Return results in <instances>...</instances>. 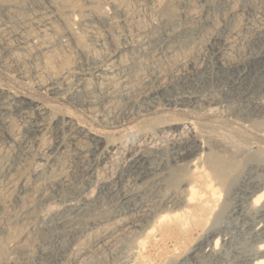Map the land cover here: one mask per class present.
<instances>
[{"label":"rangeland","instance_id":"obj_1","mask_svg":"<svg viewBox=\"0 0 264 264\" xmlns=\"http://www.w3.org/2000/svg\"><path fill=\"white\" fill-rule=\"evenodd\" d=\"M111 1L114 0H0V89L25 104L47 107L56 118H70L72 123H78L115 145L94 171L92 184L76 182L78 193H66L64 204H43L42 196H51L46 186L49 179L58 176L73 179L77 166L75 154L89 144L81 138L69 141L67 130L55 129L45 132L44 136L41 135V142H37L25 132V119L20 113L12 107L2 111L0 106V124L5 123L20 139L15 143L0 125L1 255L6 253L8 243L20 242L23 247L35 240L44 243L49 239L45 242L49 246L52 239L47 227L57 222L56 213L67 203L76 204L83 191L84 195L88 192L91 199L99 195L100 198L78 211L79 214L65 212L61 216L63 220L75 218L83 223L105 220L106 216L116 214L119 210L116 198L102 196L97 189L103 182H112L119 175L128 152L146 150L151 153L156 148L161 153L156 163L172 166L174 138L183 127L177 126L170 133L156 131L169 120L184 123V118L195 116L179 108H167L163 98L157 100V110H147L144 106L133 111L132 100L157 77L171 81L196 68L200 70L196 76L198 86L178 85L170 96L190 91L198 99L196 113L208 108L213 99L219 102L214 108L223 119L247 121L254 131L264 130V115L252 116L247 108L249 101L229 93L226 83L212 69L209 49L215 37L227 40L231 47L228 45L230 51L227 49L224 58L230 65L264 51L263 42H253L259 30L264 32V0H123L119 10ZM102 10L106 12L104 18L91 19L90 13ZM69 12L90 16L89 27L73 26L79 41L67 36L64 21ZM191 14L202 17L204 23L188 30ZM109 59L114 62L109 75L111 79H97L95 70ZM263 71L264 58L260 69L253 75L254 85L247 86L253 101L264 97L258 90V86L264 85ZM52 82L58 94L45 92L41 87ZM58 142H64L65 147L48 164L45 161ZM258 156L256 160H242L230 177L225 193L227 205L215 214L209 225L210 230L219 233L217 236L223 242L215 253L213 241L217 236L201 247L196 262L185 263L182 262L185 251L175 252L171 240L158 238L159 241L149 244L144 264H250V261L245 262L246 255L252 254L256 245L257 238L253 233L264 226V214L259 217L252 213L235 215L232 209L235 191L244 182L251 179L264 183V170H260L264 168V152ZM168 170L167 173L159 172L162 176L158 178H163L173 168ZM23 181L27 182V187H22ZM150 183L147 187L152 188L153 195L148 193L151 197H162L168 192V186ZM148 196L146 198L151 199ZM90 236L84 241L92 246L88 255L93 258L90 264H119L118 254L96 251V234ZM126 244L132 247L131 241ZM35 251L36 248L32 254L34 257L38 256Z\"/></svg>","mask_w":264,"mask_h":264},{"label":"bare ground","instance_id":"obj_2","mask_svg":"<svg viewBox=\"0 0 264 264\" xmlns=\"http://www.w3.org/2000/svg\"><path fill=\"white\" fill-rule=\"evenodd\" d=\"M111 4L119 10L124 1L114 0L111 1ZM51 6L54 7V3ZM105 13V10H102L98 13H90V16L94 20L104 18ZM90 16L89 18L87 14L77 16L73 12L65 15L67 36L71 40L79 41V35L73 30V26L80 24L89 27ZM190 19L191 22L187 26L188 30L204 23V19L197 14H191ZM253 42L264 43L262 30L256 33ZM228 45L229 42L219 36L213 39L209 45L212 69L216 70L219 78L226 83L229 93L249 101L248 112L259 118L264 115V97L256 101L251 100L250 90L247 86L252 87L254 85L252 78L256 70L260 69L264 51H260L257 55H251L241 63L230 65L224 58ZM229 46L231 47V44ZM111 59L95 70L97 79H111L109 75L114 65ZM199 72L200 70L191 68L171 81L157 77L152 80L150 86L139 97L132 100L133 111L143 109L144 106L147 107V110H157V100L163 98L167 108H179L184 112L194 113L195 118H184V123L169 120L156 131V133H170L177 126L183 127L174 138L173 157L171 159L173 164L171 167L156 163L157 159L161 157V153L156 148L151 153L146 152V150L128 152V157L126 156L119 175L112 182H101L102 184L100 186L98 184L99 188L97 189L98 194H102V196L116 198L117 207H119L116 214L112 213V215L106 216L105 220L95 219L94 221H82L83 223L75 218L63 220L61 216L65 212L74 211L77 213L100 198L99 195V198L93 196L94 198L91 199L90 195H87L88 192H85L87 196L84 195V191L83 194L80 192L82 195L80 194L79 201L76 204L67 203L63 209L56 213L57 222L52 227H47L46 230L51 235L49 238L52 239L49 242L50 245L48 244L49 246L47 243L45 244L49 239L44 243H38L39 241L36 242L35 240L23 247L20 242L8 243L6 244V253L0 254V264H90L93 258L88 255L91 254L92 246L86 245L85 242L88 236L94 234H96L94 244V247L97 248L96 251L118 254L119 264H144L149 244L156 240L159 241L158 238L171 240L175 252L185 251L182 262H196L201 247L219 234L212 231L213 229L210 230L209 225L215 214L227 202V194L225 195V193L231 175L238 170L242 160L259 158L258 155L264 152V130L254 131L255 128L252 125L246 124L247 121L238 122L228 117L223 119L217 113V108H214V106L219 105V102L211 99L208 108L196 113L194 110L198 99L196 100L190 91L178 92L170 96L169 93L175 91L178 85L197 87L196 76ZM212 74L210 71V78H212ZM230 74H233V78H230ZM41 87L45 92H52V94L59 92L54 82L43 84ZM258 90L264 95V85L258 86ZM0 104L2 111L14 108L23 116L25 132L37 142H41V135L45 132L55 129L58 131L67 130L69 141L75 142L81 138L89 144L86 149L75 154L77 166L73 179L69 176L49 179L46 186H48L47 190L51 192V196L43 195V204L51 205L59 202L64 204L67 201H65L66 193L73 191L78 193L75 183L79 181L83 184L87 183V185L91 183L90 181H93L92 176L95 174L94 171L101 166L106 156L115 148L114 144L105 141L86 128L84 129L78 123H72L70 118H56L47 107L25 104L17 100L14 95L3 92L1 89ZM0 125L15 143L20 141L15 136L14 131H10L5 123ZM64 147V142H58L54 148L52 147L54 154L48 156L45 162L52 163L56 158L55 154L62 152ZM172 168L173 170H171ZM168 169L171 170L170 173L163 174L165 176L161 179L158 178L161 175V173L158 174L159 172H166ZM260 170H264V168ZM2 172H4L3 168ZM150 182L161 187L168 186V192L162 197L156 196L155 193V196L151 197L148 193H152L150 192L152 188L148 189L147 187ZM21 184L22 187L28 185L26 181ZM78 184L81 185L82 183ZM86 189L84 188L85 191ZM148 195L151 199L146 198ZM235 195V203L232 209L235 215L252 213L259 217L264 214V183L261 181L247 180L236 189ZM247 197L250 198L247 199ZM199 233L201 235L197 237L196 235ZM253 235L257 238L256 245L252 254L246 255L245 262L264 264V226L258 227ZM220 240L217 236L213 241V251L218 250L219 246L223 245ZM129 241L132 242V247L127 246L126 242ZM34 248L38 251V256L35 257L32 255L35 254L33 253Z\"/></svg>","mask_w":264,"mask_h":264}]
</instances>
